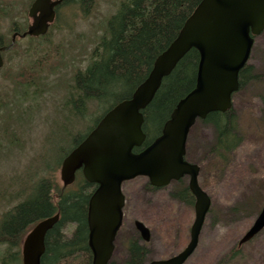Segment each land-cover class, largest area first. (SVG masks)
Listing matches in <instances>:
<instances>
[{
  "label": "rangeland",
  "instance_id": "obj_1",
  "mask_svg": "<svg viewBox=\"0 0 264 264\" xmlns=\"http://www.w3.org/2000/svg\"><path fill=\"white\" fill-rule=\"evenodd\" d=\"M33 1L0 0L2 36L12 41L15 26L26 32L32 23L28 11ZM122 1L96 0L87 14L79 6L62 7L46 37L17 38L14 50L7 55L8 64L0 71V99L6 105L0 112V220L24 198L20 194H27L40 180L51 178L63 188L61 165L56 166L59 149L72 147V138L87 134L109 109L107 103L92 101L79 114L68 100L76 75L94 60L96 47L107 36L108 21ZM248 66L259 78L233 100L242 145L225 156L224 164L210 154L216 143L212 126L198 121L189 136L188 158L200 165V184L210 195L212 206L198 248L186 264H264V230L238 246L264 206V32L255 41ZM24 81L33 85L26 86ZM188 182L185 180L186 185ZM147 184L146 178L139 177L123 185L124 222L114 264H125L134 238L147 246L152 260L174 256L189 243L195 220L192 200L186 204L173 199L182 184L157 191L148 190ZM136 221L150 229V243L141 240ZM74 231V225L64 228L68 238ZM6 250L0 246V256Z\"/></svg>",
  "mask_w": 264,
  "mask_h": 264
},
{
  "label": "water",
  "instance_id": "obj_2",
  "mask_svg": "<svg viewBox=\"0 0 264 264\" xmlns=\"http://www.w3.org/2000/svg\"><path fill=\"white\" fill-rule=\"evenodd\" d=\"M65 0H34L28 11V30L16 39L45 36L55 22L56 9ZM264 32V0H202L187 19L175 41L156 59L147 79L131 98L107 112L97 126L62 162L63 188L72 186L78 172L96 185L88 208L89 248L93 264H110L115 241L124 221L126 198L123 185L139 177L156 188L169 186L184 177L195 197V220L190 240L183 251L165 260L145 264H186L198 248L200 235L211 208V199L199 183L200 167L185 160L189 134L198 120L212 113H226L233 107V95L240 89L239 76L248 65L255 39ZM200 55L195 88L181 99L150 146L136 153L146 141L143 111L154 100L163 80L191 51ZM60 220V214L40 221L22 243V264H41L46 236ZM141 240L150 242L151 232L135 222ZM264 230V206L238 246L254 240Z\"/></svg>",
  "mask_w": 264,
  "mask_h": 264
},
{
  "label": "trees",
  "instance_id": "obj_3",
  "mask_svg": "<svg viewBox=\"0 0 264 264\" xmlns=\"http://www.w3.org/2000/svg\"><path fill=\"white\" fill-rule=\"evenodd\" d=\"M201 1L123 0L118 12L108 21L107 36L96 47L94 60L86 71L78 73L75 77L72 97L68 100L71 106L82 114L88 103L92 101L107 103L110 107L106 114L120 102L130 99L136 88L149 76L158 56L175 41L185 22ZM95 3L96 0H65L56 9V14L59 16V9L66 6H79L83 13L87 14ZM11 33H24V31L15 26ZM48 33L40 38L46 37ZM257 39L258 37L255 41ZM11 43V39L0 34V48H8ZM14 48L15 44L3 53L5 63L7 55ZM10 60L11 58L8 59L9 62ZM199 60L198 51L191 50L171 75L163 80L154 100L143 111L146 143L152 142L161 135L165 123L178 102L195 88ZM251 70L252 67L247 65L241 71L240 89L237 93L242 92L246 86L259 78L252 74ZM21 77L26 78L28 75ZM25 85L33 84L29 81ZM5 106L0 99V112ZM235 112L233 104L230 111L212 113L203 121L212 126L216 132L215 147L211 149L210 154L215 156L217 162L223 161L224 164L225 156L234 153L243 143ZM102 117L87 134L77 139L72 138V147L59 149L57 167L62 165L65 157L85 140ZM51 171L54 172V169ZM201 176H203L202 170ZM181 184L180 190L173 195V199L190 203L193 196L188 186L185 183ZM72 186L73 189H70L71 186L61 188L55 180L46 178L40 180L27 194H20L24 198L4 213L0 220V246L7 248L0 256V264H22L21 249L26 235L40 221L58 213L60 220L46 236V251L41 264H93V255L88 244L87 219L89 201L96 185L88 183L80 172ZM201 186L203 187V184ZM69 225L75 226L70 238L64 233V228ZM118 236L119 233L116 243ZM151 260L147 246L141 244L138 238L129 242L125 264H145ZM110 264H114L113 257Z\"/></svg>",
  "mask_w": 264,
  "mask_h": 264
},
{
  "label": "flooded vegetation",
  "instance_id": "obj_4",
  "mask_svg": "<svg viewBox=\"0 0 264 264\" xmlns=\"http://www.w3.org/2000/svg\"><path fill=\"white\" fill-rule=\"evenodd\" d=\"M57 18H58V15L56 14V19H55V22L50 26V28L51 27H53L54 25H55V23H56V21H57ZM30 26V25H29ZM29 26L27 27V30H28V28H29ZM26 30V31H27ZM50 30V29H49ZM19 38V37H18ZM38 38H40V37H38ZM234 96V95H233ZM233 100H234V98H233ZM233 104H234V101H233ZM114 108V107H113ZM112 108V109H113ZM111 109V110H112ZM109 112V111H108ZM103 118V117H102ZM206 120V119H205ZM205 120H198V121H205ZM197 121V122H198ZM192 131V130H191ZM190 134H191V132H190ZM190 134H189V136H190ZM147 138V137H146ZM155 140V139H154ZM153 140V141H154ZM152 141V142H153ZM152 142H150V143H146V141L144 142V144H143V146H142V148H140V149H136L135 150V152L136 153H138V152H141V151H143L145 148H147L148 146H150L151 144H152ZM188 142H189V138H188V141H187V145H186V156H185V160L186 161H188L189 163H191V164H196V165H198L199 167H200V165L198 164V163H196V162H194V161H191V160H189V156H188V150H189V145H188ZM82 143V142H81ZM80 143V144H81ZM79 144V145H80ZM78 173H80V172H78ZM82 173V172H81ZM83 175V174H82ZM200 175H201V167H200ZM200 175H199V183H200ZM147 179V178H146ZM148 180V179H147ZM185 180H189V178L188 177H184V178H182V179H180V180H178V181H174V182H172L171 184H173V183H179V184H181V183H185ZM189 183V182H188ZM170 184V185H171ZM169 185V186H170ZM169 186H167V187H169ZM187 186H188V184H187ZM200 186H201V184H200ZM147 187H148V190L150 189V191H157L158 189L160 190V189H163V188H166V187H163V188H156V187H153L150 183H149V181H148V184H147ZM202 187V186H201ZM96 188H97V186H96ZM188 189H189V187H188ZM202 189L205 191V189L202 187ZM96 190V189H95ZM189 192H190V190H189ZM206 192V191H205ZM94 193V192H93ZM124 193V192H123ZM191 193V192H190ZM207 193V192H206ZM208 194V193H207ZM125 195V194H124ZM209 195V194H208ZM191 196H193L192 195V193H191ZM209 197H210V195H209ZM126 198V197H125ZM194 198V199H193ZM193 198H192V203H191V201H190V203H191V205L194 207V211H195V202H196V200H195V197L193 196ZM210 199H211V197H210ZM183 203H185V202H183ZM186 204H189V203H186ZM211 206H212V200H211ZM210 211H211V208H210V210H209V213H210ZM208 213V214H209ZM124 222V221H123ZM143 223V222H142ZM144 224V223H143ZM145 225V224H144ZM146 226V225H145ZM147 227V226H146ZM136 228V227H135ZM148 228V227H147ZM149 229V228H148ZM150 230V229H149ZM138 232V231H137ZM151 232V231H150ZM138 234H139V232H138ZM139 236H140V234H139ZM151 237H152V234H151ZM141 238V237H140ZM117 239V238H116ZM139 239V238H138ZM151 241V240H150ZM143 243H145V242H143ZM148 243H150V242H148ZM115 244H116V241H115ZM115 248H116V245H115ZM184 250V249H183ZM182 250V251H183ZM115 251V250H114ZM180 253V252H179ZM177 255V254H176ZM175 256V255H174ZM171 257H173V256H171ZM171 257H169V258H171ZM169 258H167V259H169ZM163 260V259H162ZM165 260V259H164ZM151 261H153V260H151ZM150 261V262H151Z\"/></svg>",
  "mask_w": 264,
  "mask_h": 264
},
{
  "label": "bare ground",
  "instance_id": "obj_5",
  "mask_svg": "<svg viewBox=\"0 0 264 264\" xmlns=\"http://www.w3.org/2000/svg\"><path fill=\"white\" fill-rule=\"evenodd\" d=\"M21 254H22V249H21Z\"/></svg>",
  "mask_w": 264,
  "mask_h": 264
}]
</instances>
